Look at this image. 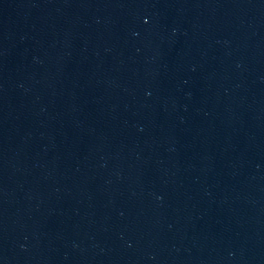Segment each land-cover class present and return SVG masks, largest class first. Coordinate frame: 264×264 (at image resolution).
<instances>
[{"label":"water","instance_id":"95a60500","mask_svg":"<svg viewBox=\"0 0 264 264\" xmlns=\"http://www.w3.org/2000/svg\"><path fill=\"white\" fill-rule=\"evenodd\" d=\"M0 264H264V0H0Z\"/></svg>","mask_w":264,"mask_h":264}]
</instances>
